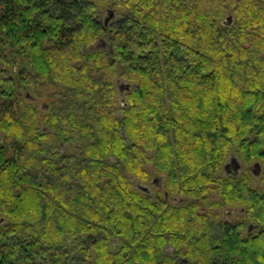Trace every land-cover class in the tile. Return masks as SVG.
Listing matches in <instances>:
<instances>
[{
	"label": "trees",
	"instance_id": "obj_1",
	"mask_svg": "<svg viewBox=\"0 0 264 264\" xmlns=\"http://www.w3.org/2000/svg\"><path fill=\"white\" fill-rule=\"evenodd\" d=\"M252 162L264 0H0V264H264Z\"/></svg>",
	"mask_w": 264,
	"mask_h": 264
},
{
	"label": "flooded vegetation",
	"instance_id": "obj_2",
	"mask_svg": "<svg viewBox=\"0 0 264 264\" xmlns=\"http://www.w3.org/2000/svg\"><path fill=\"white\" fill-rule=\"evenodd\" d=\"M231 158L232 157H230V159ZM230 159L228 161H230ZM255 168L256 169H251L252 171H250V172H251L252 176L255 179L256 178L260 179L263 176L262 166L259 164V166L258 167L255 166ZM242 171H243V166L241 167L240 171L236 174V176H235V173L233 174V170L232 169L228 171L231 174H226V172H225V175L227 177L238 178L241 175ZM164 181H165V177L164 178H160V179L159 178L155 179V177H154L152 179V181H151L150 188L153 187V189H155V191H162V189H164ZM151 194L154 195L155 193L151 190ZM174 201H177V199H174ZM215 213L218 214L219 216L222 215V218L224 220H228V221L233 222L236 219L237 215H238V210L234 209V208H226V209H223L221 211H215Z\"/></svg>",
	"mask_w": 264,
	"mask_h": 264
},
{
	"label": "water",
	"instance_id": "obj_3",
	"mask_svg": "<svg viewBox=\"0 0 264 264\" xmlns=\"http://www.w3.org/2000/svg\"><path fill=\"white\" fill-rule=\"evenodd\" d=\"M109 15H110V17L106 18V20H105V24H106V25H107L108 22H109L111 19H113V17H114L113 12H110ZM232 24H233V17H232V16H229V17L225 20L224 25L230 27V26H232ZM130 89H131V85L121 84V85L119 86V91H120V93H121L122 95H123V93H124L125 91H129ZM255 166L258 167L259 164H256ZM241 167H242V165H241L240 161H239L236 157H232V158L230 159V161L225 165L224 170H225L226 174H231V173L228 172V171L232 169V170H233V174L235 173V176H236V174L240 171ZM138 189L141 190L142 192H145V193H148V194L151 193V190H150L149 187L139 186ZM165 197H166V199H168V193H165ZM3 223H4V219L0 218V225H2ZM256 229H257V228H254L253 226H251V227L249 228V233L254 232Z\"/></svg>",
	"mask_w": 264,
	"mask_h": 264
},
{
	"label": "rangeland",
	"instance_id": "obj_4",
	"mask_svg": "<svg viewBox=\"0 0 264 264\" xmlns=\"http://www.w3.org/2000/svg\"><path fill=\"white\" fill-rule=\"evenodd\" d=\"M110 14V13H109ZM107 12H106V14L103 16V19L104 18H108V17H110V15H109ZM109 15V16H108ZM115 17V16H114ZM113 17V18H114ZM112 20V19H111ZM110 20V21H111ZM110 21L108 22V24L110 23ZM100 44H102V45H104V42L103 41H101L100 43H98L97 45L99 46ZM121 84H125V83H121ZM120 84V85H121ZM119 85V86H120ZM38 103H39V105L41 106V105H44L45 103H46V99H44V98H41V99H39V101H38ZM229 160V159H228ZM226 161V163H225V165L229 162V161ZM241 163V162H240ZM257 164V162H252V163H250L249 164V166H248V168H249V170L250 171H252L251 169H256L255 168V165ZM259 164V163H258ZM225 165H224V167H225ZM224 167H223V171L221 172V177H224V178H227V176L225 175V170H224ZM245 168V167H244ZM262 170H263V174H264V167H262ZM242 173V172H241ZM157 174V173H156ZM155 173H154V176H153V178L155 177V179H157V178H164V176H162V175H156ZM152 178V179H153ZM263 178V176L259 179V178H254L253 176H252V178H251V183H252V186L253 187H260V186H262L263 187V185H261L260 184V182H261V179ZM152 181V180H151ZM151 181L149 182V185L151 186ZM155 194L157 193V191H155V189H153V187H151L150 188ZM212 193H213V197L215 198V199H218L219 197L217 196V192L213 189V191H211ZM165 193H167V192H165V187H164V189H162V191H161V194L163 195V194H165ZM226 208H228V207H225L224 209H226ZM220 219H223L222 218V215L219 217Z\"/></svg>",
	"mask_w": 264,
	"mask_h": 264
}]
</instances>
